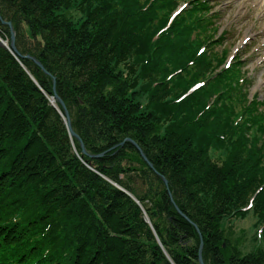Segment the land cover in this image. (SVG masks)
Listing matches in <instances>:
<instances>
[{"label": "trees", "instance_id": "16d2710c", "mask_svg": "<svg viewBox=\"0 0 264 264\" xmlns=\"http://www.w3.org/2000/svg\"><path fill=\"white\" fill-rule=\"evenodd\" d=\"M94 1L93 11L76 26L59 13L71 0H0V18L11 23L14 46L23 56L0 45V264H198L200 241L193 225L203 237L204 264H263L264 229L259 237L253 234L243 258L225 257L223 246L214 243L229 217L249 212L244 208L251 198V210L263 209L264 177L261 190L252 192L245 169L251 156L243 158L238 150L252 147L262 157L264 141L257 140L264 138V103L249 97L250 79L240 57L224 70L227 50L198 53L225 38L215 36L209 0H184L186 7L166 30L168 12L179 0ZM9 38L0 20V39ZM129 54L139 64L130 68L134 79L151 80L139 90L144 100L137 104H131L136 82L126 85L114 74ZM52 78L72 129L91 156H84V163L75 154L81 151L78 142L68 137L47 99L53 95ZM172 80L180 93L170 96ZM198 80H205L203 86L176 103ZM125 110L139 113L134 125L142 134L120 132L124 120L135 115ZM212 118L223 127L209 133ZM193 133L202 136L197 145ZM181 135L186 146L178 152ZM125 137L167 180L174 204L192 226L136 148L130 142L117 147ZM211 144L229 147L221 163L211 161ZM125 153L134 154L135 165L124 160ZM131 173L146 186L143 194L131 186ZM232 173L240 180L230 178L234 190L228 193L226 175ZM201 194L211 202L202 203ZM234 194L242 199L238 207L229 205ZM154 217L167 222L164 234Z\"/></svg>", "mask_w": 264, "mask_h": 264}, {"label": "rangeland", "instance_id": "374dc122", "mask_svg": "<svg viewBox=\"0 0 264 264\" xmlns=\"http://www.w3.org/2000/svg\"><path fill=\"white\" fill-rule=\"evenodd\" d=\"M93 1L94 0H71L70 8L65 9V10L64 9L59 10V13L62 14L68 21H70L71 24L76 25V26H80L82 24V22L85 21V19H86V13L93 11V8L97 5V2L96 1L93 2ZM183 1L184 0H179L178 6L182 5ZM89 2H93V4L90 5L92 7L88 8L89 11L87 12L86 8H87V5H89ZM210 6L213 8L211 13L217 12L216 18L213 20L215 23V26L217 28V32H216L215 36L217 37L220 34H223V35L225 34V40L223 41L221 46H218L215 44L214 46H212V49L208 48L206 45H203L201 47L202 48L204 47V49L207 50V54L208 53H210V54L215 53L216 54V53H220L221 51L227 50L228 56L235 55L236 53L238 55L239 52L241 53V52L245 51V53H244L245 55H243V58H245L247 60L249 57V59H248L249 62L247 65L246 64L244 65V66H246V67H244V69H247L248 71L252 72V74H253L252 77L254 79V83H253V87L251 89V93L252 94L257 93L259 95V98L264 100V59L262 58V56L264 55V5L257 0H211ZM85 9H86V11H85ZM176 11L177 10H175L174 13ZM168 13H169V15H167L168 18H167L166 23L170 24V20H171V18H173L174 13L173 12H168ZM94 16H96V15H94ZM245 38H249V40L245 44H243V40ZM2 42H4L6 44V46H4V47H6V48L9 47L10 40L8 41V40H1L0 39V45ZM245 45L248 46V47H246V49H244ZM135 61H136V59L134 58V56L132 57V55L129 54L127 56V59L124 62H122V63L118 64V66H116V69L114 71V74L118 77V79L121 78V79L125 80L126 85H127V83L131 84L133 82H136V86L134 87V89L131 90V92H134V94H135L134 101L131 104H137L138 102H141L144 100V97L141 96V93L139 90H142L144 85L150 84V82H151V80L141 79V78L138 79L137 77H136L137 81L134 79L135 75L134 76H133V74L131 75L130 68L134 69L135 67H137L139 65L138 63L136 64ZM221 67H223V65H221ZM216 71H217V69H216ZM137 73L139 74V72H137ZM27 75H29L30 81L33 84H36V81L33 78V76L28 74V72H27ZM208 80L206 81L207 85L209 84ZM152 81H155V80H152ZM175 82H176V80H174V81L172 80V83L169 86H167L170 90V96L175 95L177 93H180L179 92L180 90L177 91L178 89L176 88L178 83H175ZM204 82H205V80H198L195 83H191V86L189 87L188 92H186L184 95L177 98L175 102L179 103L180 101L184 100V98H186L190 93L194 92L199 87H202ZM199 83H200V85L198 87H195ZM188 84L189 83H185L186 87L188 86ZM52 87H53V83H52ZM54 87H55V83H54ZM109 92H111V89L106 88V93H109ZM52 96L47 97V99L52 106L54 105L53 108L60 115L62 122L65 126V130L67 132L68 137L72 138L69 134L68 129H67L66 122H65L66 120H65V117L63 116V113H62L63 112L62 108L59 106V104L55 100L52 99ZM113 102H112V104H113ZM64 106H65V104H64ZM65 108H66V106H65ZM123 108H125V107L123 106ZM129 110H131V109H129ZM129 110H125V111H128V113H130V114L133 113L135 115H131L130 117H128L124 120V122L122 123L124 125V128H122V130L120 132L125 130L126 133L123 132V135H126V136L140 135V134H142L143 131L138 128V125H134L136 123V121H140V116L137 115L139 113H137L136 111L134 113V112H131ZM66 111L68 113L69 120H70V127L72 129L71 117L69 115L67 108H66ZM109 111H110V107H109ZM132 111H134V110H132ZM70 113H71V116L73 118L72 110L70 111ZM162 116H164V115H162ZM154 117H155V122L156 121L161 122V120L159 119V118H161L160 115L159 116L155 115ZM211 120H213V118ZM213 122H214V124H210V123H209L210 125L208 124L210 126V128H208L210 130L209 133H212L211 131H219L223 127V126H221V124L219 125L218 123H215L214 120H213ZM128 124H130V125H128ZM157 124L160 125L159 122ZM72 131H73V129H72ZM131 133H133V134H131ZM184 135H181L180 137L176 138L177 140H179V142H176V144L178 146V149L177 148L176 149L178 150V152L183 151L182 147L186 146L185 145L186 142L184 141L186 136H184ZM193 135L195 137L193 143L195 145H197V142L201 141L202 136L200 139V135L196 136L194 133H193ZM261 136L262 135H259V141L257 140L258 144H261V142L264 141V138L262 139ZM72 139H75V138H72ZM125 139L131 140L130 138L125 137L123 139V141H121L117 147L122 146L123 144L120 145L122 142H128V141H125ZM227 141H228V136H227L226 142ZM78 144L80 147L79 142H78ZM188 145H190V144H188ZM222 145L223 144H219V146L216 147L215 145L211 144V148L208 151L209 152L208 155H209L212 162L221 163L224 160V158H226V156L228 155L229 147L225 148ZM215 148H217V149H215ZM80 149H81V147H80ZM83 149H84L85 153H83L82 151H80V153H77V151L74 149L75 154L80 161H82V158L84 156L91 157L86 152L84 145H83ZM238 151H240V153L239 152L238 153L241 154V156H243V158L248 156V155L251 156L250 161L248 159H245V162H246L245 169L247 171H249V174H250V178H249L250 181H249V179H246V180H247V182L249 181L252 183L251 191L253 192V189L255 190V188H257L256 193H258V191H260L262 188V186H258V185L264 177V153H263L262 157L259 159L258 154L254 153V151L252 150V147H247L245 150H243V148H241ZM262 151L264 152V149ZM114 152H117V150L116 151L114 150ZM100 156H101V154L97 155V157H100ZM124 160L126 162H130V163H133L135 165V163L133 161L136 159H135L134 154H132V153H125V159ZM260 160H261V162H260ZM258 162H260L259 165L256 164ZM153 168H154V166H153ZM235 173L239 174L238 171H235ZM160 176H162V175H160ZM231 177H233V179L236 182L240 180V178L237 177L236 175L233 176V173L229 176H228V174L226 175V178L229 181L228 180L226 181L225 189L228 193L231 190L232 191L234 190L231 188V187H233V182L230 180ZM128 178L131 180V181H129L131 186L133 188L137 189L136 191L138 192L139 195L143 194V192L146 191V186L143 185V182L141 181L140 176H137V175H134V173H131V175H128ZM118 189L121 190L120 188H118ZM166 191L168 193V196L170 194V196L172 198V194H171L170 190L168 188H166ZM263 192H264V189L262 190V193ZM236 196H237V194L233 195V198L231 200V204H229V205H232L230 207H238L240 205V201L242 199L237 198ZM248 196L249 195H247V197H245V199L248 198ZM133 198L135 200L132 198L131 199L139 207H141L139 201L136 200V198L134 196H133ZM199 198H200L201 202L204 204L210 203L212 200V198L210 196H203L202 194L199 195ZM263 199H264V197H263ZM169 200H170V198H169ZM251 200H252V198L249 200V202L246 204V207L244 208V210L249 211V212L246 214H243V215L236 216V217L235 216L229 217L227 220L226 227H225L223 234L221 236L218 235L219 238L216 237V239H214L215 244L219 242V245L223 246L224 249L222 251H223V254L225 255V257H228L229 255L235 256V257L237 256L239 258H243V257L247 256L249 253V250L253 244V234L254 233L259 234L261 236V233L263 232V229H264V221H263L264 220V206H263V209H261V210H259L255 206L254 209H252L253 210L252 211L250 206H249V203ZM172 201H173V198H172ZM143 203L145 205H147L148 200L143 201ZM171 203L174 204V201ZM175 206L176 205L174 204V208H175ZM143 215H144L145 221L148 220L149 224H151L144 211H143ZM153 222H155V224H157L158 228L160 230H162L163 234H164V232L168 226L167 222H165L163 219H159L157 217H154ZM189 224L191 226L193 225L191 221ZM193 226H194V228L196 227L195 225H193ZM255 226H257V229L254 232ZM151 230H152V228H151ZM197 235L199 237V241L202 243V248H203V240H202L203 237H202L199 230L197 232ZM200 242H199V245H200ZM166 257L168 258L167 254H166ZM201 257L203 260L202 250H201ZM263 261H264V259H263ZM197 262H198V252H197ZM203 263H204V261H203ZM263 264H264V262H263Z\"/></svg>", "mask_w": 264, "mask_h": 264}, {"label": "water", "instance_id": "95a60500", "mask_svg": "<svg viewBox=\"0 0 264 264\" xmlns=\"http://www.w3.org/2000/svg\"><path fill=\"white\" fill-rule=\"evenodd\" d=\"M1 22L3 25H6L9 29V32H10V43H9V47L8 49L15 55H17L18 57L22 58L23 56L19 55L15 46H14V31L12 29V25L10 22H4L2 21V19L0 18ZM1 45L3 46H6V44L4 42L1 43ZM26 58L32 60L45 74H47V72L44 70L43 66L36 60L34 59L33 57H30V56H26ZM52 83H53V87H52V91H53V96H52V99L55 100L59 106L62 108V113H63V116L65 117V122H66V126H67V129L69 131V134L72 138H75L79 143H80V147H81V151L83 153L84 152V149H83V144L80 140V138L72 131L71 127H70V120H69V116H68V113L66 111V108L64 106V103L62 102V100L57 96L56 94V91H55V87H54V78H52ZM52 100V101H53ZM54 106V105H53ZM125 141H128L130 142L135 148L136 150L139 152L140 154V157L142 158V160L146 163V165L157 175L160 177V179L162 180L164 186L167 188V180L163 177V176H160L156 171L155 169L153 168L152 164L148 161V159L146 158V156L143 154V152L141 151V149L138 147V145L133 142L132 140H129V139H125ZM124 142H122L120 145H122ZM93 157H97V156H93ZM122 190V189H121ZM125 194H127L130 198L134 199L133 196H131L129 193H127L126 191L122 190ZM169 198H170V202H173L172 201V198L169 194ZM135 200V199H134ZM175 209L177 211V213L182 217L184 218L185 220H187L189 223L190 221L187 219V217H185V215L175 206ZM146 223L149 224L148 220L146 221ZM150 225V224H149ZM151 227V225H150ZM152 228V227H151ZM196 228V227H195ZM196 231L198 232V229L196 228ZM201 250H202V243L200 242V245L198 247V264H204L203 263V260H202V257H201Z\"/></svg>", "mask_w": 264, "mask_h": 264}, {"label": "bare ground", "instance_id": "6f19581e", "mask_svg": "<svg viewBox=\"0 0 264 264\" xmlns=\"http://www.w3.org/2000/svg\"><path fill=\"white\" fill-rule=\"evenodd\" d=\"M51 105V104H50ZM52 106V105H51ZM53 107V106H52Z\"/></svg>", "mask_w": 264, "mask_h": 264}]
</instances>
